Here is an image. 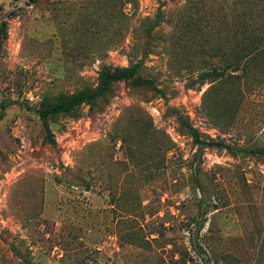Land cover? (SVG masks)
Segmentation results:
<instances>
[{
    "label": "rangeland",
    "instance_id": "374dc122",
    "mask_svg": "<svg viewBox=\"0 0 264 264\" xmlns=\"http://www.w3.org/2000/svg\"><path fill=\"white\" fill-rule=\"evenodd\" d=\"M197 262L264 264V0H0V264Z\"/></svg>",
    "mask_w": 264,
    "mask_h": 264
},
{
    "label": "trees",
    "instance_id": "16d2710c",
    "mask_svg": "<svg viewBox=\"0 0 264 264\" xmlns=\"http://www.w3.org/2000/svg\"><path fill=\"white\" fill-rule=\"evenodd\" d=\"M135 74V66L131 67H123V68H116L114 71H106L101 74V80L99 85L88 91L80 92L78 94L72 95L70 97L62 98L59 102H57L52 108L50 109H43L39 110L40 116L43 119H46L49 114L56 115L60 112H69L73 110L76 106L84 103L90 102L93 99L102 96L108 90L110 84L113 82L120 80V79H130L133 78ZM195 139L198 144H203L201 140H199L196 133H194ZM194 264H199L194 263Z\"/></svg>",
    "mask_w": 264,
    "mask_h": 264
}]
</instances>
